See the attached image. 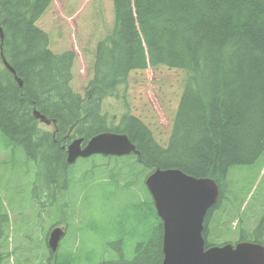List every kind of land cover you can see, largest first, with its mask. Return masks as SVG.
<instances>
[{"label":"trees","instance_id":"16d2710c","mask_svg":"<svg viewBox=\"0 0 264 264\" xmlns=\"http://www.w3.org/2000/svg\"><path fill=\"white\" fill-rule=\"evenodd\" d=\"M118 1L111 0L114 24L96 43L91 79L80 95L71 87L74 53L53 52L42 28L53 0H0L2 53L22 82L19 87L7 70H0V132L8 146L20 148L33 163L34 180L44 185L39 197L32 195L39 206L35 224L28 221L32 226L46 220L44 213L55 196L64 201L70 196L74 182L64 149L73 139L87 141L103 132L125 134L138 155L106 157L89 172L121 179L125 182L107 183L135 191L133 200H124L125 207L135 211L125 224L143 241L135 244L124 263L161 264L162 224L143 183L149 173L178 169L215 181L219 198L205 217L203 231L209 247L233 230L231 224L244 204L235 183L227 182L229 169L264 163V0ZM148 69H159L170 79L165 97L173 98L174 109L164 141L155 134L144 105L133 114L126 111L117 125H108L101 113L106 97L118 99L116 93L123 88L125 99L129 78H143ZM35 112L54 123L52 131L38 127ZM10 223L3 210L0 239ZM53 224L66 227L64 215ZM149 226L151 233L144 237L141 230ZM253 236L255 243L264 244V214ZM239 239L251 240L243 235ZM126 240L122 234L118 242L124 246ZM2 249L0 263L6 258ZM46 264L80 262L71 251H61L49 253Z\"/></svg>","mask_w":264,"mask_h":264},{"label":"rangeland","instance_id":"374dc122","mask_svg":"<svg viewBox=\"0 0 264 264\" xmlns=\"http://www.w3.org/2000/svg\"><path fill=\"white\" fill-rule=\"evenodd\" d=\"M42 24L53 52L74 53L71 87L83 95L91 79L90 66L96 43L110 32L114 24L111 0H53ZM143 76L133 74L129 78L125 99L121 97L123 88L116 93L120 96L118 99L113 95L106 97L101 103V113L108 125H117L126 111L133 114L138 105H144L155 134L164 141L170 131L174 109L173 98L165 97L166 86L171 87L170 79L159 69H148ZM38 127L53 130L52 124L38 122ZM6 144L0 132V214L4 210L11 221L5 229V237L0 239L6 257L0 264H46L48 254L43 245L46 233L51 225L56 227L53 223L62 219V215L66 233L56 253L71 251L80 264H125V259H131L135 244L143 241L139 233H130L134 229L129 223L125 224L135 214L125 207L127 201L134 199L135 191L107 183L125 182L121 179L111 180L107 175L89 172L93 165L103 164L106 157L78 159L70 167V180L74 184L68 190L67 201L59 199V194L54 198L51 195L53 202L52 207L47 208L48 213H44L46 220L32 226L39 207H35L32 195H38L44 185L35 182L34 165L26 160L23 151ZM227 182L235 183L237 196L244 199V204L240 215L231 224L233 230L216 240L217 244L235 242L239 229L244 233L243 238L252 239L247 231L252 232L264 214V163L230 168ZM53 192L55 190H51ZM57 227L65 228L61 224ZM151 229V226L139 228L144 237L150 235ZM45 234L44 241H39V237ZM122 234L127 236L124 246L118 242ZM37 241L42 245L38 247Z\"/></svg>","mask_w":264,"mask_h":264},{"label":"water","instance_id":"95a60500","mask_svg":"<svg viewBox=\"0 0 264 264\" xmlns=\"http://www.w3.org/2000/svg\"><path fill=\"white\" fill-rule=\"evenodd\" d=\"M0 58L4 68L21 87L22 82L2 52ZM34 114L41 122L49 124L44 116ZM65 151L68 165L95 155H138L125 134L111 132L97 134L86 142L83 138H76ZM144 186L162 224L161 264H264V247L252 242L205 249L202 237L205 216L219 198L218 186L213 180L191 177L178 169H156L145 178ZM63 236L64 231L59 227L50 231L47 245L51 252L57 251Z\"/></svg>","mask_w":264,"mask_h":264},{"label":"bare ground","instance_id":"6f19581e","mask_svg":"<svg viewBox=\"0 0 264 264\" xmlns=\"http://www.w3.org/2000/svg\"><path fill=\"white\" fill-rule=\"evenodd\" d=\"M118 1V0H117ZM143 1V0H142ZM146 1V0H145ZM161 1V0H160ZM151 2V1H150ZM156 2V1H155ZM118 4L120 3L119 1L117 2ZM122 3H123V0H122ZM121 5V4H120ZM128 5V4H127ZM136 6V5H135ZM131 7V6H130ZM142 7V6H141ZM120 9H121V7H119ZM126 8V7H125ZM129 8V7H128ZM127 8V9H128ZM119 9V10H120ZM132 9V8H131ZM149 9V8H148ZM119 10H117V11H119ZM154 12V11H153ZM157 14V13H156ZM194 19V18H193ZM148 25V24H147ZM143 26V25H142ZM161 26H162V24H161ZM149 28V27H148ZM147 28V29H148ZM154 29V28H153ZM155 30V29H154ZM128 31V30H127ZM132 32H133V30H132ZM146 32H148V31H146ZM134 33V32H133ZM151 33V32H150ZM136 34V33H135ZM142 34V33H141ZM134 37V36H133ZM250 39V38H249ZM254 44V43H253ZM24 83V82H23ZM33 85V84H32ZM140 85V84H139ZM259 85V84H258ZM142 86V85H141ZM34 95V94H33ZM11 96V95H10ZM17 101V100H16ZM17 104H18V102H17ZM17 114V113H16ZM209 135V134H208ZM213 138V137H212ZM210 139V138H209Z\"/></svg>","mask_w":264,"mask_h":264},{"label":"flooded vegetation","instance_id":"af4514ba","mask_svg":"<svg viewBox=\"0 0 264 264\" xmlns=\"http://www.w3.org/2000/svg\"><path fill=\"white\" fill-rule=\"evenodd\" d=\"M0 44H1V42H0ZM203 231H204V230H203ZM241 235H242V234H241V231H239L238 234H237V236L241 238ZM238 240H240V239H238ZM241 241H243V240H240L239 242H241Z\"/></svg>","mask_w":264,"mask_h":264}]
</instances>
